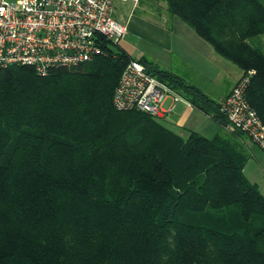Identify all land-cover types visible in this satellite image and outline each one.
Instances as JSON below:
<instances>
[{"label":"trees","instance_id":"1","mask_svg":"<svg viewBox=\"0 0 264 264\" xmlns=\"http://www.w3.org/2000/svg\"><path fill=\"white\" fill-rule=\"evenodd\" d=\"M248 74L264 122V0H166ZM106 51L74 68L0 70V264H264V194L221 102L154 61L147 71L219 122L184 136L120 110L126 64ZM163 120V121H162Z\"/></svg>","mask_w":264,"mask_h":264},{"label":"built area","instance_id":"2","mask_svg":"<svg viewBox=\"0 0 264 264\" xmlns=\"http://www.w3.org/2000/svg\"><path fill=\"white\" fill-rule=\"evenodd\" d=\"M127 31V23L115 17V0H0V70L30 65L46 75L56 68H74L103 54L106 45L120 44ZM253 73L241 77L221 102V111L227 130L243 131L264 151V122L247 96ZM168 97L193 105L133 58L122 71L114 104L120 110L163 116L174 108L162 107Z\"/></svg>","mask_w":264,"mask_h":264},{"label":"crops","instance_id":"3","mask_svg":"<svg viewBox=\"0 0 264 264\" xmlns=\"http://www.w3.org/2000/svg\"><path fill=\"white\" fill-rule=\"evenodd\" d=\"M131 1L133 4L130 7L128 3ZM115 17L127 23L128 33L114 48L125 51L133 58L145 57L158 63L216 101L222 102L242 75L240 67L219 55L194 28L179 16L169 14L167 5L160 9L154 0H115ZM171 105H174L173 110L166 111L162 117L169 127L178 128L184 136L191 130L204 134L199 128L201 117L197 116L212 118L209 114L181 101L170 102L165 109ZM217 123L216 134L226 130ZM240 139L250 152L248 139L243 134Z\"/></svg>","mask_w":264,"mask_h":264},{"label":"rangeland","instance_id":"4","mask_svg":"<svg viewBox=\"0 0 264 264\" xmlns=\"http://www.w3.org/2000/svg\"><path fill=\"white\" fill-rule=\"evenodd\" d=\"M134 1H140V0H134ZM154 3L156 5H158V7L160 9L166 8V5H167L166 4V0H154ZM132 4H133V1H131L130 3H128V5H130V7L132 6ZM139 10H141V9H139ZM139 10H138V13H140ZM127 33H128V31H127ZM262 42L264 43V36H262ZM244 74H245V71L243 70L242 75L236 81V83L231 87V90L238 83V81L241 79V77ZM231 90H230V92H231ZM170 102H172V99L170 97H168L164 101V103L162 104V107L163 108H167L169 106V103ZM162 112H164V111L162 110ZM160 117H163V116H160ZM197 117H201V119L199 120V128H201L202 131L204 132L203 135H205V136L209 135L207 137H213V136H215V134H216V132H217V130L219 128V124L215 120H213L212 118H210L208 116H205V115H203V116H197ZM175 130L178 131V132H180V130L178 128H176ZM242 134H243L244 137H246L248 139L249 146H250V150H251L250 152H248V160L246 162L244 171H245L247 177L252 182L256 183L258 185V187L260 188V190L262 191V193L264 194V151L246 133H244L242 131Z\"/></svg>","mask_w":264,"mask_h":264}]
</instances>
